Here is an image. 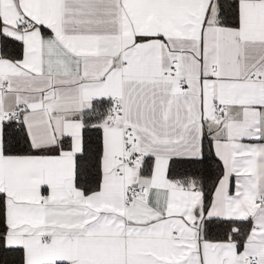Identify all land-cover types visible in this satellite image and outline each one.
<instances>
[{
  "label": "snow or ice",
  "instance_id": "6c2138e0",
  "mask_svg": "<svg viewBox=\"0 0 264 264\" xmlns=\"http://www.w3.org/2000/svg\"><path fill=\"white\" fill-rule=\"evenodd\" d=\"M0 264H264V0H0Z\"/></svg>",
  "mask_w": 264,
  "mask_h": 264
}]
</instances>
